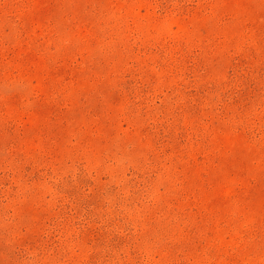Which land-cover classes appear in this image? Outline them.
<instances>
[{"label": "rangeland", "instance_id": "374dc122", "mask_svg": "<svg viewBox=\"0 0 264 264\" xmlns=\"http://www.w3.org/2000/svg\"><path fill=\"white\" fill-rule=\"evenodd\" d=\"M0 264H264V0H0Z\"/></svg>", "mask_w": 264, "mask_h": 264}]
</instances>
